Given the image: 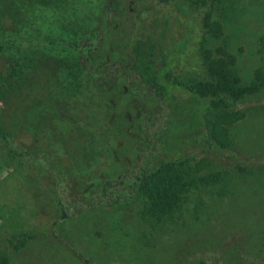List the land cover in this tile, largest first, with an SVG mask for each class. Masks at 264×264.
Listing matches in <instances>:
<instances>
[{
	"label": "rangeland",
	"instance_id": "374dc122",
	"mask_svg": "<svg viewBox=\"0 0 264 264\" xmlns=\"http://www.w3.org/2000/svg\"><path fill=\"white\" fill-rule=\"evenodd\" d=\"M204 1L0 0V255L9 264L264 262V87L230 104L244 115L229 126V151L176 160L191 185L182 214L163 222L145 215L129 174L142 97L122 75L96 87L99 65L133 53L136 40L146 42L148 74L194 28L175 80L204 74L199 45L227 59L242 85L264 77V0H223L211 16L220 37L203 27Z\"/></svg>",
	"mask_w": 264,
	"mask_h": 264
},
{
	"label": "trees",
	"instance_id": "16d2710c",
	"mask_svg": "<svg viewBox=\"0 0 264 264\" xmlns=\"http://www.w3.org/2000/svg\"><path fill=\"white\" fill-rule=\"evenodd\" d=\"M222 2L207 0L201 7H196L203 16L205 31L215 37L222 34V26L211 16ZM195 32L194 28L176 44V52L159 68L152 71L149 68L148 74L143 72V65L152 61L148 53L143 52L146 42L139 39L132 45L133 53L126 51L128 53L120 59L99 65L104 74L99 77L96 87L114 85L118 75H122L134 94L142 97L143 138L137 143L139 156L129 174L133 176V184L139 185L145 196V215L158 222L174 220L173 215L182 214L185 206L184 199L191 185L185 179L189 167L175 163L176 160L197 148L229 151L232 143L229 126L244 115L240 111H231L230 104L264 87L261 76L242 85L227 59L217 57L201 45L200 67L204 74L191 73L189 77L175 80L172 70L175 59ZM216 52L223 56L219 49ZM84 61L90 64L89 56ZM7 259L6 255H0V264H9ZM244 264L264 262L254 259Z\"/></svg>",
	"mask_w": 264,
	"mask_h": 264
}]
</instances>
